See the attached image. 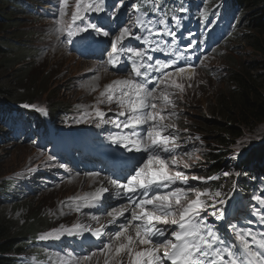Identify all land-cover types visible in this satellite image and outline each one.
Segmentation results:
<instances>
[{"label":"rangeland","instance_id":"1","mask_svg":"<svg viewBox=\"0 0 264 264\" xmlns=\"http://www.w3.org/2000/svg\"><path fill=\"white\" fill-rule=\"evenodd\" d=\"M27 2L29 5L32 3L38 4L39 2L40 4L34 6L35 11L33 12L31 8L24 11L21 6L17 13L13 15L18 18L13 29L0 32L4 36H9L10 32H13V35L19 40V45L25 50L20 55L19 62H9L8 65L4 66V69L0 70V81L6 82L11 91L15 93L27 90L29 92V95H24L28 100L23 102L4 97L5 100L15 102V105H10L11 112L16 109H18V113L24 110H32L38 115L40 113L46 121H50L54 115L53 122H56L59 130L57 134L67 135L69 132H74L76 126L98 132V129L104 127L96 128L91 123L83 122L81 117L85 113H93V108L97 106V100L100 98V92L104 91L105 86L114 79H118L119 74L113 73L104 65L98 66L93 61H87L70 50L67 35L70 26L64 17L63 9L75 3L76 0H66L64 4H60L59 0H27ZM13 3L14 0H10L8 6L13 5ZM163 4H169V2L167 0H152L153 7L161 5V8L165 11L173 10V6L168 7ZM229 4H231V7L234 5L233 9H227L223 13V20L216 23L215 26L220 32L224 30L231 31V36L225 43H215L210 39L200 41L194 52L208 49L218 50L202 57L198 62H188L187 64L194 65L190 68L193 72L191 76H187L186 72L173 76L177 82L183 83L185 87L182 93L177 92L174 97L176 115L167 122L174 123L179 130V143L182 151L185 152L179 155L176 153V157L182 163L187 162L191 165L189 169H183L181 163L180 170L185 171L189 177L187 187L194 189V192H211L212 184L210 186L203 184L201 180L197 184V180L191 179L193 176L203 178L209 176H203L199 172H201L200 169H204L211 164V161L205 158L209 156L210 152L224 155L225 163L218 173L226 181L230 180L229 190L230 187L234 186L236 174L248 170L241 168L240 163L246 161L249 150L252 147L257 148L264 145V122L240 129L241 123L236 124L231 123V121L229 123L228 119L220 114V106L217 103L219 92L224 91L225 88H231V84L228 82L229 72L233 70L243 71L250 68L251 74L256 76L264 74V69L258 63V61H261L260 55L252 52L244 42L236 49L239 53H234L235 49L230 52L237 33L247 23L246 16L244 18L243 14L249 15V12H244L245 10H239L235 7L237 6L236 0H230ZM76 8L77 6L72 7L68 14L75 11ZM3 9L7 10L8 8ZM107 13L111 15L112 10L104 9L99 13L100 17L98 19L103 22L108 21ZM71 21L73 22L72 19ZM61 28H63V31L60 30ZM178 29L182 34V38L184 34L186 36L189 32L194 34L197 30L192 22L187 20H180ZM119 31L116 29V32L112 34ZM154 57L158 59L156 56ZM178 67L182 66L176 68ZM100 72L103 73V77L99 76L100 78L97 80L95 76ZM170 72L175 74L176 69ZM93 87L95 90H93ZM149 87H152V85H149ZM25 104L29 107H24ZM98 106L106 112V119L114 118V113L117 111V106L114 103L111 105L99 104ZM40 108H44L45 112L39 111ZM109 108L112 111H109ZM60 114H62V119H57ZM10 116L14 121L13 125H15L18 118L20 123L27 121V117L23 119L12 113H10ZM207 119H215L221 123L227 122L233 127L239 128L241 135L235 138H228L231 136L224 135L227 141L221 145L216 142L217 134L220 133H217L213 127L206 125ZM78 120L81 122H76ZM53 122L49 124V127L52 128ZM105 133H109V131L106 130ZM34 134L36 137V131H34ZM47 146L42 149L27 136L20 134L13 135L11 140H0V177H8L12 181L25 184L20 189V192L23 193L6 206L5 213L15 219L17 225L34 214L39 219L43 218L45 220V222H42L44 227L36 234V240L48 233H52V237L47 239L48 241L57 239L64 241L69 237L72 238L71 241L67 240L65 244L62 242L65 248V256L57 255V252L54 251L52 259L48 258L43 261L44 259L31 258L29 263L104 264L107 252L101 253L100 248L108 242L109 237L116 231L115 225L106 228L105 235L97 239L98 241L95 244L85 243L87 237H91L87 233L83 236L68 235L65 230L71 229L75 224H85L92 228L107 224L111 219L107 214L110 207L105 206L103 210L88 209L87 212L84 211V208L80 212L75 211V201L71 198L80 197L86 192L85 190L88 192L94 186H85L81 178V182L75 186H71L70 181L74 180L73 176L75 175L80 177L85 176V174L89 175L90 172L83 174L75 172L69 178L63 176L59 171L60 168L57 162L46 153ZM185 153L188 155H185ZM260 156L264 158V150L257 155V157ZM256 167L258 168L259 180H264V161H261ZM169 170L175 171L177 169L169 165ZM224 172H230L232 175L225 177ZM100 175L106 178L103 174ZM88 177L91 179L93 176L89 175L85 179H89ZM179 186L183 187L184 185ZM239 186L243 189V179H241ZM197 187L199 190H197ZM258 189L259 187H255L251 191L245 190L244 192H249L250 197H255L259 191ZM194 192L189 195V199L195 198ZM221 194L220 198L226 196V192H221ZM226 211L228 212V210ZM89 213L97 216L98 219L92 220ZM209 222L218 224V220L213 217H209ZM248 231L251 233V228H248ZM261 232L264 233V229H261ZM57 236L59 238H56ZM72 243L78 246H73ZM251 246L256 247L255 244ZM136 250H141L140 246ZM257 250L256 247L255 251ZM93 253L95 255H92ZM86 255L91 257L88 261L83 259ZM124 260L127 261L126 256ZM110 264H116V260L112 259Z\"/></svg>","mask_w":264,"mask_h":264},{"label":"snow or ice","instance_id":"2","mask_svg":"<svg viewBox=\"0 0 264 264\" xmlns=\"http://www.w3.org/2000/svg\"><path fill=\"white\" fill-rule=\"evenodd\" d=\"M59 2L64 4L66 0ZM103 2L76 0L77 8L72 20L74 23L80 20L84 26L69 28L67 35H79L85 40L93 33L110 37V32L103 26L90 22L84 24L86 16L80 15L81 11L100 13L104 10ZM161 11L159 5L154 8V14ZM168 21H171V25ZM131 23L143 29L145 35L134 33L129 26L122 27L112 41L108 54V63L115 70H119L121 63L130 66L129 78L117 79L106 85L104 91L100 92L93 113L83 114L81 120L96 128L113 126L116 131L109 133V143L130 153H144L145 158L137 161L123 179L105 178L117 195L127 200L128 206L113 208L107 213L111 217L108 223L97 228L75 224L65 231L68 235L83 236L87 233L92 238L100 239L105 235L106 228L115 225L116 231L100 248L101 253L107 252L104 264H110L112 259L116 260V264H264V239L257 240L251 233L240 235L238 232V244L226 241L209 222V217L216 220L224 217L225 201L218 199L221 192H194V189L187 187L189 177L180 170L182 162L176 157L181 148L179 130L174 123L167 121L176 115L174 97L177 92H183L185 85L177 82L173 76L184 73L194 65L178 67L175 74L167 69L173 68L182 58L190 59L187 53L194 52L200 42L194 38L195 34L189 32L187 43L178 46L180 37L175 29L180 27V20L176 16L161 19L138 16ZM60 30L63 31V28ZM125 37L141 42L146 47H122L120 43ZM154 53L171 58L156 59ZM113 103L117 106L114 118L106 119V112L98 105ZM23 106L29 107L27 104ZM39 111L45 112V109L40 108ZM109 111L112 109L109 108ZM169 165L177 170L170 171ZM59 167L66 166L60 164ZM190 167L189 163H182L183 169ZM89 175L98 177L100 173ZM223 175L228 177L232 173L224 172ZM236 175L239 176V173ZM191 179L203 181L206 178L193 176ZM193 192L195 198L189 199ZM108 193L109 188L101 186L94 192L71 200L75 201V211L80 212L82 208L101 207ZM89 215L92 220L98 219L91 213ZM121 218L123 223H119ZM133 224L134 235L129 233V226ZM248 236L255 243L257 251H252ZM51 237L52 233H48L40 239ZM116 241L125 242L115 247L113 255ZM139 246L144 247L136 250ZM125 256L127 261L124 260ZM90 258L86 255L83 259L88 261Z\"/></svg>","mask_w":264,"mask_h":264},{"label":"trees","instance_id":"3","mask_svg":"<svg viewBox=\"0 0 264 264\" xmlns=\"http://www.w3.org/2000/svg\"><path fill=\"white\" fill-rule=\"evenodd\" d=\"M9 1L0 0V32L13 29L15 22L18 20L13 15L17 13L21 6L24 11H27V5H29H23L22 2L14 0L13 5L8 6ZM236 3L239 8L245 10L244 12L248 11L249 15L243 14L244 18L246 16L247 23L237 33L230 52L235 49L234 53H239L236 49L244 42L252 52L260 55L261 61H258V63L264 69V0H236ZM5 7L8 9H3ZM24 51L13 32H10L9 36L0 34V70L4 69V66L8 65L9 62H19L18 59ZM250 71V68H248L243 71L233 70L229 72L228 82L231 84V88H225L224 91H220L217 98L220 114H223L228 119V122L241 123L240 129L249 128L248 126L252 127L257 123L264 122V74L256 76L251 74ZM24 95H29V92L26 90L14 93L6 82L0 81V140L4 139L7 141L8 139L11 140L13 135L27 134L31 124L39 125L45 123L46 119L40 113L38 115L35 111L27 110V121L20 123L19 120H16L15 125L12 124L14 121L10 116V105H15V102L5 100L4 97L23 102L28 100ZM229 123L207 119L206 125L213 127L217 133H220L217 134L216 142L221 145L227 141L224 135L231 136L228 138H235L241 135L240 129L233 127ZM263 146L252 147L246 155V161L240 163L241 168L248 169L242 171L240 181L243 179V189L239 188L240 192L251 191L254 189L253 186H258L260 178L256 165L260 164L264 158H261V156L257 157V155L264 150ZM205 158L209 159L211 164L204 169H200L201 172L199 173L203 176L219 175V178L213 179L207 185L210 186L212 184L211 192H221L228 182L230 184V180L226 181L218 173L222 170L225 163L224 155L210 152L209 156ZM262 181L259 187L260 192L264 191V180ZM23 186L25 184L19 181H12L8 177H0V264H30L31 258L43 260L44 258H49L48 253L51 249L59 247V245L64 251L61 239L55 240V243L41 240L40 238L38 240L35 239L36 234L44 227L42 222H45V220L43 218L39 219L34 214L17 225V221L5 213L6 206L23 193L20 192ZM26 252L29 253L27 254Z\"/></svg>","mask_w":264,"mask_h":264},{"label":"bare ground","instance_id":"4","mask_svg":"<svg viewBox=\"0 0 264 264\" xmlns=\"http://www.w3.org/2000/svg\"><path fill=\"white\" fill-rule=\"evenodd\" d=\"M229 2H230V0H193L190 3V5L188 6L186 14H184L181 21L187 20L188 22H190V21L192 22V24L197 28L196 32H194V34H195L194 36H195L196 40H198L199 42L203 41V40L210 39V40L214 41L215 43H225L226 40L231 36V31L224 30V31L220 32L219 30L216 29L215 24L223 20V13H225V11L227 9H233L232 7L234 5L231 7L232 3L229 4ZM102 7L104 9L112 10L111 15H113L115 20H116V29L120 30L124 26H129L134 33L139 32L140 35H142V36L145 35L143 29H138L134 23H131V22L135 21L138 16L143 18L139 12L138 4H137L136 0H104ZM75 11H76V9H75ZM75 11L68 14V17L70 19H72V14ZM80 15L86 16L84 24H87L90 22V23H95V24L101 25L105 28V30H108L110 32V34H112L111 31L109 30L108 26L106 25V22L100 21L98 19V17H100L99 13H95V12L84 13L83 11H81ZM75 24L78 25L79 27L84 26L80 23V20H77L75 22ZM175 31L177 32L178 37H180L178 46L182 47L185 43H187V39H186L187 36L184 34V37L182 38V34L178 28H176ZM114 35H119V32L116 34L110 35V37H103L102 35H96V37L102 41L100 43H103V42H108L110 39L114 38ZM131 40H133V39H131L130 37H125L124 41H122V42L126 44ZM129 71H130V66L128 64H124L122 66L121 70L117 71L115 73L119 74V76L117 77L118 79H124V78H129ZM185 72H186L185 74H187V76H191V74H193L191 69H186ZM97 75L95 76V78L97 77V80H98V78L103 77L102 72H100ZM114 80H117V79H114ZM92 84H94V83H92ZM100 146H101L102 150H104V151H108L110 149V143H107V142L100 144ZM109 156H112L111 152L107 153V155H104L106 160L103 163L108 162ZM125 175L126 174L124 173L120 178L123 179ZM87 176H89V175L85 174V176H80V177H78V175H75V176H73L74 180L70 181V184H72L71 186H75L78 183H80L81 179H82V183L85 186H87V185L94 186V188H92L88 192H87V190H85L86 192H84L80 197L84 196L87 193L94 192L96 190V188H98V187L104 186V187L109 188V193L106 194V198L103 202L102 207L109 206L110 208L108 210L111 211L113 208H120L123 206H128L127 200H119L118 199L116 190L113 188V186H111L107 183L105 177H103L102 175H100L98 177H92L91 179H94V180H91L88 177L90 179L89 180V179H85ZM104 176L110 177V176H107L105 174H104ZM111 178H113V177H111ZM93 181H95V182L93 183ZM101 182H103V183H101ZM35 189H36V187H35ZM262 201H264V198L250 202L244 210L236 211V212H234V214H231V215L226 216V217L224 216L221 220H218V224L215 223V224H213V226L216 229H218L220 235L226 241H228L230 243L235 242L238 244L239 241L237 240V233L239 232L240 235H246L247 233H250L248 231V228H251V235L256 236L257 240L263 239L262 238L263 233L261 232V229H264V210H261V211L256 210L259 205H264V203H262ZM119 222L123 223V218H121ZM233 225H234V227H230ZM129 233L132 235L135 234V224L129 226ZM247 239L249 240L250 245L255 244L251 240L250 236H248ZM54 241L55 240H52L49 242L55 243ZM121 242L122 241L114 242L113 248L118 246L119 243H121ZM39 246H42V245H39ZM50 247H51V245H50ZM60 247L61 246L59 245V247H54L53 249H51V251L48 253V255L50 256L49 257L50 259H52L54 251L57 252V255L65 256L64 251ZM143 247L144 246H140L141 249ZM47 249H49V248H47ZM162 251H163V249H161V252ZM252 251H255L254 247H252ZM47 259L48 258H44L43 261H46Z\"/></svg>","mask_w":264,"mask_h":264}]
</instances>
